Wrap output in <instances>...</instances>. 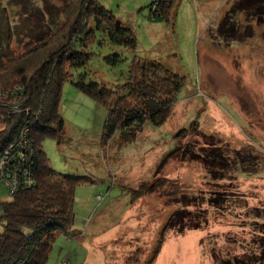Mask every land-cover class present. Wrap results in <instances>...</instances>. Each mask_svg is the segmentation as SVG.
Returning <instances> with one entry per match:
<instances>
[{"label": "rangeland", "instance_id": "obj_1", "mask_svg": "<svg viewBox=\"0 0 264 264\" xmlns=\"http://www.w3.org/2000/svg\"><path fill=\"white\" fill-rule=\"evenodd\" d=\"M97 1L118 26L130 28L135 47L114 44L107 33L93 28L85 64L63 66L67 76L58 99L63 130L57 139L44 137L41 148L55 172L87 179L74 191L76 231L57 235L46 264H214L213 254L233 260L242 253L256 258L246 264H259L255 239L264 234V7L256 2L257 8H238L249 0H176L170 22H155L148 19L153 0ZM30 2L25 8L7 7L13 24L38 21L41 16L31 10L38 6L55 29L53 21H62L65 5L74 0ZM91 23L88 18L85 29ZM20 28L11 40L16 54L31 41ZM114 52L121 61L113 65L105 58ZM134 59L156 60L182 76L183 84L162 124L145 122L127 139L118 131L107 139L108 105L76 83L112 88L126 81ZM210 141L220 147L214 153L229 160L214 159L206 166L201 157H189L188 152ZM141 182L152 184L151 191L133 198L131 190ZM10 199L0 181V201ZM182 207L193 214L203 211L206 224L181 232L168 227L172 213Z\"/></svg>", "mask_w": 264, "mask_h": 264}, {"label": "trees", "instance_id": "obj_2", "mask_svg": "<svg viewBox=\"0 0 264 264\" xmlns=\"http://www.w3.org/2000/svg\"><path fill=\"white\" fill-rule=\"evenodd\" d=\"M175 1L153 0L149 6L148 19L170 22ZM256 2L260 4V8L264 7V0H256L255 3L249 0L246 4L240 3L238 8H257ZM20 5L25 8L31 2L0 0V108L7 110L0 111V149L16 135L20 127L26 126L29 130L28 138L35 151V178L32 185L22 182L19 188L9 192V201H0V264H46L57 235L59 237L60 234L67 235L69 231H76L73 230L74 191L77 184L87 179L86 176L55 172L49 166L46 154L41 148L44 137L57 139L63 130L58 99L62 82L67 76L66 68L82 66L88 60L90 53L84 48L92 40L93 28L107 33L114 44L126 47H135V38L129 27L116 25L113 15L97 0H74L71 4H66L64 19L60 22L53 21L55 29L50 17L45 13L43 19L40 13L42 9L33 5L31 10L41 17L35 23L19 26L20 31L31 41L24 42L23 51L16 54L11 47V40L19 27L13 24L7 7ZM34 12L32 17L35 16ZM30 17L31 14L28 20ZM103 17L107 21L101 24ZM88 18H92V23L85 29L84 24ZM226 32L227 30L223 34ZM46 46L50 49L46 50ZM29 55L36 57L35 60L29 58ZM120 56L114 52L105 59L114 65L121 61ZM30 59L33 63H26ZM64 64L67 67H63ZM182 84V76L156 60L139 59L131 62L126 81L117 83L112 88L104 83H76L93 99L108 105L104 124V136L107 139L117 131L127 139L145 122L152 125L162 124L170 115ZM14 107H21L23 111L9 114ZM213 144L215 142L210 141L205 147L200 146L199 150L192 149L188 152L191 155L189 157H201L206 166H212L214 159L229 160L220 152L215 154L220 147L212 146ZM215 156L217 157L214 158ZM23 164L25 163H21ZM151 187L152 184L150 186L141 182L138 187L132 188L133 198L151 191ZM216 200L211 198L213 202H217ZM194 212L193 214L183 207L174 211L168 227L181 232L185 228L195 229L206 224L204 212ZM261 226L264 227V224ZM262 227L261 231H264ZM255 244L259 250L255 252H259V264H264V234L255 239ZM213 258L214 264H246V260H250L243 253L234 256L233 260L221 259L216 254H213Z\"/></svg>", "mask_w": 264, "mask_h": 264}, {"label": "built area", "instance_id": "obj_3", "mask_svg": "<svg viewBox=\"0 0 264 264\" xmlns=\"http://www.w3.org/2000/svg\"><path fill=\"white\" fill-rule=\"evenodd\" d=\"M3 110L7 112L5 108H0V111ZM21 111H23L21 107H14L8 113ZM25 113L28 114L27 109ZM28 133L26 126L20 127L16 135L0 149V181H3L8 192L19 188L22 182L26 185L34 183L36 157L34 158L35 151L28 138ZM21 163L25 164L21 165Z\"/></svg>", "mask_w": 264, "mask_h": 264}, {"label": "crops", "instance_id": "obj_4", "mask_svg": "<svg viewBox=\"0 0 264 264\" xmlns=\"http://www.w3.org/2000/svg\"><path fill=\"white\" fill-rule=\"evenodd\" d=\"M66 244H67V246H68V249H69V250H68V253H69V252H71V251H70V250H71V248H70L71 243L69 242V243H66Z\"/></svg>", "mask_w": 264, "mask_h": 264}, {"label": "water", "instance_id": "obj_5", "mask_svg": "<svg viewBox=\"0 0 264 264\" xmlns=\"http://www.w3.org/2000/svg\"><path fill=\"white\" fill-rule=\"evenodd\" d=\"M115 23H116V25H118V24H119V21H118V20H116V22H115Z\"/></svg>", "mask_w": 264, "mask_h": 264}]
</instances>
